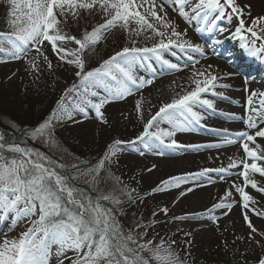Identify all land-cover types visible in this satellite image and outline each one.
Wrapping results in <instances>:
<instances>
[{"label":"snow or ice","instance_id":"obj_1","mask_svg":"<svg viewBox=\"0 0 264 264\" xmlns=\"http://www.w3.org/2000/svg\"><path fill=\"white\" fill-rule=\"evenodd\" d=\"M3 3L11 32H0V54L11 60H21L34 49L37 55L26 62V71L32 76L33 83L46 72L54 75L64 65L71 66L74 80L61 90L50 115L31 127L19 128V143L14 138L9 142L7 135H0V222L8 217L14 224L21 220L30 222L18 239L5 238L0 242V264H49L52 245H58L61 254L66 250L74 251L76 258L71 264H150L141 255L145 251L158 264H187L186 259L182 260L175 252V239L159 237L157 243L155 236L148 238L149 231H154L161 223L190 219L207 220L209 226L219 230L220 218L229 216L234 204L244 210L243 224L248 233L246 238L236 236L233 243L247 239L264 249V230L253 224L249 210L261 217L264 212L250 208L255 201L246 191L250 187L264 194V187H258L257 181L250 176L255 173L264 178V166L257 163L264 160V153L260 152L257 143V138H264V92L246 89L249 95L241 119L244 130L209 128L204 121L209 113L217 111L214 99L209 97L227 99L225 92L218 89L227 90L232 85L221 82L225 77L215 70L218 66L208 64L196 68L200 58H207L208 49L215 50L223 44L216 34L222 36L226 32L225 27H218V22L225 18L235 20L236 26L230 36L238 40L241 49L252 58L264 60V15L251 17L249 11L247 15L251 22L247 23L244 17L251 5H241L238 0H141V3L136 0H3ZM169 7L189 25L195 22V33L210 39L200 43L188 38L187 29L180 30L179 23L169 17ZM84 12L88 17L102 15L104 22L85 31L80 38L67 34L62 25H67L68 14L77 17L79 22L87 19ZM117 26L127 34L125 39L131 40L133 46H124L106 59L101 57L97 66L89 68L85 56L98 54V43L106 38L105 33ZM133 36L151 39L154 43L151 47H140L132 40ZM68 42L75 47H65ZM48 46L57 59L56 65L44 52ZM178 54H182L183 59ZM169 57H175L176 62ZM225 59L231 62L230 56ZM189 66L193 70L187 86L177 85L180 91L170 101L161 103L152 114L154 105L150 99H144L143 90L153 86L158 76L180 73ZM141 70L146 74L140 75ZM137 93L141 95L135 101L134 110L143 123V130L130 141L115 140L95 164L89 165L74 156L76 162L65 165L27 145L29 139L40 140L42 144L58 149V126L79 125L89 117L106 124V108L113 103L125 102ZM146 104L151 106L145 122ZM228 115L231 119L236 118L234 113ZM9 127L18 128L14 121ZM201 129L219 139L188 144L179 139L183 134ZM125 144L142 146L139 155L147 152L160 157L187 151L220 150L232 145H238L244 155L239 160L228 157L227 166L205 167L170 176L140 194L111 171V165L118 163L114 159L116 149L122 150ZM155 167L153 165L148 171ZM241 168L238 173L232 171ZM234 174L242 178L243 186L232 181L230 188L218 197V202L205 212L176 216L170 215L167 206H157L149 218L141 215L127 227L119 218L126 215L124 205H138L148 196L168 194L171 190L192 185L179 192V197L172 201L175 206L180 198L194 191V187L202 186L205 181L213 183V175L227 183ZM81 180L88 185L87 189L73 183ZM93 192L98 194L93 196ZM236 194L238 200L234 199ZM218 210L220 215H216ZM161 215L163 220L158 219ZM258 235L262 239L257 240ZM186 243L191 244V241ZM222 243L227 250L228 241ZM58 264H64L63 259L58 260ZM257 264H264V256L259 257Z\"/></svg>","mask_w":264,"mask_h":264},{"label":"rangeland","instance_id":"obj_2","mask_svg":"<svg viewBox=\"0 0 264 264\" xmlns=\"http://www.w3.org/2000/svg\"><path fill=\"white\" fill-rule=\"evenodd\" d=\"M137 3H141V0H136ZM238 3L245 5L238 0ZM146 7V6H145ZM83 11V10H80ZM143 13L144 8H140ZM250 11L251 17H253V11L246 9L245 20L250 24L251 20L247 13ZM87 19H80L68 14L67 25H62L64 31L69 34L80 38L85 31H90L92 27L99 23L104 22L102 15L88 17L87 12L83 13ZM169 17L174 21H177L180 25V30L187 29L188 38L193 36L197 41V37L194 35L193 28L195 22L192 25L188 23H181L175 13L168 9ZM150 19V18H149ZM250 21V22H249ZM122 23V22H121ZM260 26H257L259 30ZM0 32H11V28L7 24V18L5 16V9L3 0H0ZM119 27L109 30L105 33L106 38L96 46L97 53L86 55V63L89 68L95 67L99 64L101 57L108 58V56L114 54L116 51L121 50L122 47H131V40H126L125 36ZM159 39V38H157ZM193 39V38H192ZM193 39V40H195ZM223 39V37H221ZM132 40H136L137 46L151 47L154 43L151 39H144L143 37H132ZM195 40V41H196ZM5 47L9 45L5 44ZM71 49L75 45L68 42L64 45ZM46 55L56 65L57 59L52 53L51 47L48 46L44 49ZM34 49L30 50L28 54L21 60H11L9 57L0 54V135L2 132H10L19 134V128H24L32 119L37 120L39 115L42 119L51 114L52 109L55 107V103L60 96L61 90L66 88L74 80V76L71 71L70 65H64L57 69L54 75L45 76L39 81L33 83L32 76L26 71L27 61L36 56ZM183 59L182 54H178ZM176 62L175 57H169ZM42 59V58H41ZM202 60V59H201ZM200 60V61H201ZM200 64L196 65V68H200ZM67 68V70H65ZM192 67L184 69L180 73L168 74L164 76H158L154 82V85L147 87L143 90V96L145 100H151L152 114L163 102H168L178 92L177 84L182 80H187L191 75ZM15 73V75H13ZM140 75H145L144 70H141ZM186 82V81H185ZM186 84V86H187ZM259 87V86H258ZM256 92H260L257 88ZM141 93H137L127 98L125 102L113 103L105 110V116L107 123H100L94 121L91 117L83 119V122L79 125H65L58 126L56 128V136L59 144V148H50L47 145L41 143L40 140L32 141L27 140V145L44 152L58 163L65 165H71L76 161L73 157H79L81 160L87 161L89 165L95 164L103 156L107 150V146L113 143L115 140L130 141L140 131L143 130V123L137 118V114L134 110V104L137 99L140 98ZM248 98V96H247ZM146 104L144 110V121L149 118L148 108L151 106ZM129 113L131 116L129 117ZM128 117V118H126ZM15 122L18 128L13 129L9 127L11 122ZM38 121V120H37ZM34 125L36 122L33 123ZM33 126V125H32ZM203 133V132H202ZM196 135V134H194ZM190 134L185 142L192 143L193 138H190ZM264 144V138H260ZM20 140V139H19ZM20 142V141H19ZM254 144H250V147H254ZM235 148L237 153L243 154L238 145L226 146L222 148L224 151ZM142 146L136 145L135 147L129 144H125L121 148L116 149L115 160L118 163L111 165V171L115 176L122 179L125 184H128L131 188L137 189L140 194H144L160 183V181L167 179L170 176L177 175L185 172L198 171L205 167L222 166L223 163L219 162L214 165L213 162H209L204 165L201 163H188L186 160L184 164L179 167L184 157H190L186 152H179L175 155L160 157L152 155L151 153H145V155H139V151ZM260 152L264 153V145L260 146ZM188 159V158H187ZM250 162V161H249ZM258 164L264 166V163L257 161ZM153 165L156 167L152 171ZM238 169L236 173H238ZM237 182L243 186V180L238 178ZM250 176L258 183V187H264V178L259 174L250 173ZM213 183L209 184L206 181L200 187H194V191L187 193L186 196L180 198L179 202L174 206L172 201L179 197V192L183 191L184 187L180 189L171 190L168 194H156L155 196H148L144 199L143 203L138 205L128 206L124 205L126 215H121L119 218L121 222L127 227L132 224L135 218H139L141 215L145 219L149 218L153 208L157 206H167L170 210V215H193L201 212H205L212 204L218 202V197L230 188L224 181L219 180L218 177H212ZM230 179V178H229ZM77 187L88 188V185L83 181H74ZM212 186H218L216 194L205 199L200 206L192 207L194 193L206 190ZM105 189V186H101ZM91 189H89L90 191ZM250 195L253 196L255 203L250 205V208H256L258 212H264V194L259 193L250 187L246 188ZM98 193L93 192L92 195L96 196ZM234 199L238 200V194L234 196ZM105 203L106 206H111ZM243 212L244 210L239 204H234L231 214L227 217H221L219 220V230L215 226H209V222L204 219H190L187 221H176L171 224L161 223L156 226L155 230H150L148 238L152 239L156 237V242H159V237H165L166 239H175L177 245L174 246L175 252L182 260L187 261V264H257L260 256H264V249L259 245L247 239H242L233 243L236 236L243 238L247 237L248 229L243 224ZM216 215H220L219 210ZM249 216L253 224L257 229L264 230V217L253 215L249 210ZM35 218V217H34ZM158 219L163 220L161 215ZM0 222L1 230L7 228V230L0 233V242L5 238L8 240L18 239L24 231L27 230L30 222L21 220L18 224H14L11 217L3 219ZM159 233V236H156ZM190 233L191 235H185ZM257 240L262 239L261 236L256 237ZM228 241V248L225 250L222 241ZM191 241V244L186 243ZM146 259L150 261V264H158V262L151 257L148 252L141 253ZM68 257L64 259V257ZM76 258V254L72 250H66L62 254L59 251L58 245H52L50 247L48 261L49 264H58V260L63 259L64 264H71V261Z\"/></svg>","mask_w":264,"mask_h":264},{"label":"bare ground","instance_id":"obj_3","mask_svg":"<svg viewBox=\"0 0 264 264\" xmlns=\"http://www.w3.org/2000/svg\"><path fill=\"white\" fill-rule=\"evenodd\" d=\"M241 2L243 4H250L251 5L250 9L253 11V17H257L259 15H264V0H241ZM168 9H171V8L169 7ZM175 17H177L179 19L178 15H175ZM180 20H181V22L185 23V21H183V19H180ZM218 26H223L225 28H229L228 32H226V34H230L231 31H234L235 26H236V22H234V24H233L230 20L224 19L222 23L218 24ZM192 38L194 39L193 36H191V39ZM208 39H210V37L202 39V41L200 43H206V40H208ZM229 41H230V39H229ZM229 41H227L225 39L224 44L217 46V47H222V48H215V50L208 49L207 50L208 51L207 58H201L202 60L200 62V65L206 66L208 64H212L214 66H218V68H216L215 70L221 76L225 77V79L222 80L221 82L229 83L232 85V87L230 89H227V90L218 89V91H224L225 92L227 99L209 97V98H212L216 101L221 99L222 101H224L226 103L223 105V104H220L219 102H217L216 103L217 111L215 113H213L211 115V117H208L204 121V123L209 128L215 127L217 129H221V130L224 128H227L230 131H232V130H244L241 123L236 122L237 120H241L243 117V113L241 112V110L236 108V107L239 106V104L244 103V101H246L247 94H248V91H246V89H252V90L256 91L258 88L259 90H262L263 84H264V77L256 78L257 81H255V82L248 81L246 83L244 81H241L240 76H238V75H236V78H232V75H234L235 72L231 68H229V66H227L226 64H235V62H236L235 66L238 67L242 76H250L249 72L251 71V72H254V75L258 77L260 74L264 73V69L261 70V69H258L256 67L251 68V66H247L246 63H243L244 60H241L240 44H238L239 43L238 40L234 39V40H232V42H229ZM217 53H219L218 58H220L222 60H218L216 58L214 59V58L210 57L212 54H217ZM226 54L231 57V62H229L228 60L225 59ZM225 61H226V63H225ZM263 65H264V60L262 63L259 62L258 67L261 68V67H263ZM229 73H231V76L228 75ZM242 73H244V74H242ZM186 84H187V80H182V82H180L177 85H185L186 86ZM176 90L179 92L180 88L177 87ZM229 113H234L236 118L235 119L229 118V115H228ZM214 119L221 120V121H215ZM195 134L196 135L189 136L190 138L194 137L192 143H203V142L217 141L219 139V137H216V136H215L216 138H214L213 140L205 137L207 135L208 136L209 135L214 136L209 131H206V130L205 131L203 130V133L201 131L195 132ZM186 135L187 134H183V135L179 136V139L185 144H187L185 142V140L188 138V137H186ZM257 143L260 146L264 145L260 138H257ZM218 151L220 153L219 157H218ZM243 155L244 154L237 153L235 148H233L231 150H227V151L217 150V151H206L205 152V150H201L199 153L192 154V155H190V157H187L188 159L184 157L183 158L184 160L180 162L179 167L182 164H184L186 162V160L189 161L188 162L189 164L190 163H193V164L201 163V164L206 165L209 162H213L214 165H217L219 162H221V163H223L222 166H227V164L229 163L228 157H233V158L239 160L241 157H243ZM261 162L264 163V160H262ZM259 165H261V164H259ZM215 167H220V166H215ZM215 167H213V168H215ZM210 168H212V167H210ZM237 170L238 169H233L232 171H233V173H236ZM229 178H228V182L225 184H228L230 186L232 181L237 182V176H235V177L230 176ZM240 180H242V178ZM217 188H218V186H212L206 190L199 191V193H196V194L194 193L195 197L192 199L193 202H192L191 208L200 206L201 203L205 199L216 194ZM6 230H7V228H5L3 230H1V228H0V233H2V232L5 233Z\"/></svg>","mask_w":264,"mask_h":264},{"label":"trees","instance_id":"obj_4","mask_svg":"<svg viewBox=\"0 0 264 264\" xmlns=\"http://www.w3.org/2000/svg\"><path fill=\"white\" fill-rule=\"evenodd\" d=\"M37 120L38 121H41L42 120V117H40L39 115L37 116ZM35 121V119L33 120H31V121H29L28 123H27V125L26 126H29V127H31L32 125H34L33 123L34 122H36V124H37V122L38 121ZM2 135H7L8 137H9V142H12V139L14 138L15 140H16V142H18L19 143V138H20V133L19 134H15V133H10V132H2Z\"/></svg>","mask_w":264,"mask_h":264}]
</instances>
